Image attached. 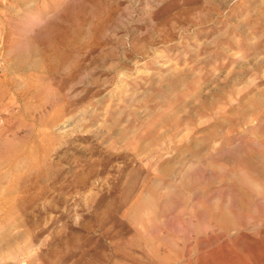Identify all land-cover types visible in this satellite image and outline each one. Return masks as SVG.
I'll list each match as a JSON object with an SVG mask.
<instances>
[{"label": "rangeland", "instance_id": "374dc122", "mask_svg": "<svg viewBox=\"0 0 264 264\" xmlns=\"http://www.w3.org/2000/svg\"><path fill=\"white\" fill-rule=\"evenodd\" d=\"M0 264H264V0H0Z\"/></svg>", "mask_w": 264, "mask_h": 264}, {"label": "bare ground", "instance_id": "6f19581e", "mask_svg": "<svg viewBox=\"0 0 264 264\" xmlns=\"http://www.w3.org/2000/svg\"><path fill=\"white\" fill-rule=\"evenodd\" d=\"M45 38V37H44ZM17 39V38H16ZM26 40V39H25ZM43 40V39H42ZM74 40V39H73ZM19 41V40H18ZM68 41V40H67ZM11 42V41H10ZM16 42V41H15ZM57 42H60V41H58L57 40ZM76 42V41H75ZM17 43V42H16ZM41 43V42H40ZM67 43H69V42H67ZM31 44V43H30ZM45 44V43H44ZM60 44H63L62 42L60 43ZM66 44V43H65ZM70 44V43H69ZM68 44V45H69ZM18 45V44H17ZM16 45V46H17ZM28 45V44H27ZM67 45V44H66ZM40 46V45H39ZM42 46V45H41ZM64 46V45H63ZM67 47V46H66ZM15 48V47H14ZM25 48V47H24ZM32 48V47H31ZM43 48V47H42ZM26 49V48H25ZM60 50H61V48H59ZM10 50V49H9ZM12 50H14V49H12ZM49 50V49H48ZM11 52V51H10ZM24 52V51H23ZM25 53H28V52H25ZM35 53V52H34ZM59 53V52H58ZM61 54V53H60ZM56 55H57V53H56ZM62 55V54H61ZM30 56V55H29ZM32 56V55H31ZM63 56V55H62ZM17 57V56H16ZM23 59V58H22ZM57 59H59V58H57ZM59 61V60H58ZM36 66V65H35ZM17 86V85H16ZM9 92V91H8ZM26 150V149H25ZM24 153V152H23ZM28 154V153H27ZM20 156V155H19ZM21 158V157H20ZM9 159H11V158H9ZM16 159V158H15ZM14 159V160H15ZM19 159V158H18ZM22 159V158H21ZM18 161H20V160H18ZM12 163H14V162H12Z\"/></svg>", "mask_w": 264, "mask_h": 264}]
</instances>
